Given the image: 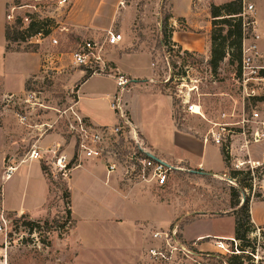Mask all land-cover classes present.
I'll use <instances>...</instances> for the list:
<instances>
[{
    "label": "rangeland",
    "instance_id": "rangeland-1",
    "mask_svg": "<svg viewBox=\"0 0 264 264\" xmlns=\"http://www.w3.org/2000/svg\"><path fill=\"white\" fill-rule=\"evenodd\" d=\"M5 1L0 0V22L6 8ZM75 1H72L70 11L62 19L64 26H57L63 28V31L59 29L57 33L58 45L54 46L49 41L36 45L6 40L7 52L36 54L41 60V71L29 78L22 90L17 89V78L6 75L7 69H20L21 66L18 60L7 62L9 66L4 64L0 32V264H76L77 253L69 249L67 244L68 235L74 226L72 216L67 214L69 207L65 197L70 192L71 174L65 180L45 174L51 195L45 213L36 217L4 213L2 191L7 202L17 203L18 196H12L14 194L10 191L13 181L4 183V180L12 174L8 171L9 167L15 171L21 164H25L14 181L28 170L26 163L33 162L29 160V153L34 147L46 150L61 144L63 150L73 154L75 139L69 129L73 117L71 112L66 116L63 111L77 99V86L80 82L73 79V76L80 70L90 71L87 67L73 66L69 58L70 52L84 41L95 39L104 42L108 33L118 32L121 21L126 19L130 28L127 43L124 48L119 47L108 53L107 69L117 68L116 62L122 60L124 54H137V69H149L156 89L172 98L175 123L185 132L205 138L215 127L214 123L222 120L224 113L235 114L234 118H227V121H232L243 109L249 114L255 106L253 101L244 102L243 89L236 83L239 68L230 56L220 64L215 74L210 67L212 43L210 49L204 51L192 47L183 50L172 44L168 26L172 0ZM234 1L237 0H193V4L200 6V12L209 11V20L212 22L213 6L221 7ZM221 15L219 19L228 18L225 12H221ZM92 21L96 25H91ZM213 28L212 25L210 42ZM218 29H223V36H227L230 27L219 25ZM259 29L261 33L264 32V21ZM234 39L230 38L228 44ZM260 46L264 49V36ZM128 59L126 57L122 62L129 66ZM184 69H193L190 77L198 81L199 90L192 94V100L202 104L204 118L187 113L182 107L180 96L187 89L181 90L177 85ZM263 153L264 140L259 144L239 140L230 156L231 168L227 169L225 175L213 177L202 175L199 171L180 173L173 179L170 188L164 192L156 191L160 195L170 196L178 206L189 211L188 215L174 220L170 227L178 225L183 238L184 226L193 221L195 223L189 226V234H201L199 240L205 243L200 256L193 259L174 258L173 264H264V225L255 226L253 219L251 233L246 240L236 239L240 251L236 256H241V261L234 259L235 255H223L215 246L217 240L230 244L233 243L230 240L235 239V233L231 235L235 228L236 209L232 208L234 191L239 192L242 202L246 197L250 199V212L255 203H264ZM51 157L52 154L47 152L43 159L50 161ZM42 160L40 162L44 165ZM233 171L243 174L234 177ZM248 173L250 176L245 183L249 186L240 188V180ZM75 201L79 202L77 195ZM263 214L260 213V218ZM103 229L100 227L99 234L104 232ZM107 235L115 243L114 234ZM114 243L109 239L110 245ZM110 249L84 252L85 259L82 258L80 264H122V258L125 261L122 256L124 251ZM139 264L157 263L150 259L146 249H142Z\"/></svg>",
    "mask_w": 264,
    "mask_h": 264
},
{
    "label": "crops",
    "instance_id": "crops-1",
    "mask_svg": "<svg viewBox=\"0 0 264 264\" xmlns=\"http://www.w3.org/2000/svg\"><path fill=\"white\" fill-rule=\"evenodd\" d=\"M193 3V0L171 1V16L168 19L170 39L174 46L183 50L192 47L204 51L211 47L210 13L200 12L202 10L200 6ZM254 3L257 8L254 18L258 27H262L264 0H254ZM4 20L5 12L0 22L4 64L9 66L7 62L18 60L21 66L20 69H7L6 75L17 78V89L22 90L26 81L41 71V60L36 54L5 50ZM127 23L126 19L121 21L118 32L123 35V41L118 47L107 49V60L110 57L108 53L119 47L124 48L127 43L130 31ZM91 25H96L95 21H92ZM261 49L264 51L263 48ZM124 57L129 58L127 61H130L131 67L124 64ZM122 60L116 62L117 68L113 69V75L94 74L86 77V72L80 70L73 76V79L80 82L77 86L76 101L81 115L94 126L116 124L118 118L109 105L118 89L114 75H124L131 80L128 91L123 96L128 103L129 115L158 157L191 172L199 171L202 175L213 177L225 175L227 166L221 147L177 127L172 98L156 89L149 69H137L139 60L137 54H124ZM24 165L21 164L4 180V183L13 181L10 191L14 194L12 196H18V200L13 204L7 202L6 195L2 191L3 211L36 217L45 213L51 195L50 184L40 161L26 163L28 170L14 181L16 174ZM180 173L185 171H178L174 178ZM69 186L74 226L68 235L67 244L69 249L77 253L76 264H80L82 258L85 259L84 252L93 249L104 251L109 248L124 251L122 256L125 257V261L122 258V264H139L142 249H147L149 246L151 234L168 229L174 220L189 214L185 207L178 206L170 196L156 192H164L169 186L161 189L149 185L131 184L123 178L121 170L109 173L105 164L95 159H82L81 166L71 172ZM75 195L79 198L78 203L75 201ZM262 205L263 202L255 203L251 208V216L257 227L264 225ZM260 211L263 214L262 218ZM194 223L192 221L184 226L183 238L187 242L196 244L197 249L202 251L205 243L199 240L201 234L190 235L188 232L189 226ZM100 227H104V232L99 234ZM109 233L114 234L115 243L107 235ZM234 233L235 228L231 235ZM109 239L115 245H110Z\"/></svg>",
    "mask_w": 264,
    "mask_h": 264
},
{
    "label": "built area",
    "instance_id": "built-area-1",
    "mask_svg": "<svg viewBox=\"0 0 264 264\" xmlns=\"http://www.w3.org/2000/svg\"><path fill=\"white\" fill-rule=\"evenodd\" d=\"M72 1L6 0L7 31L12 36L14 33L19 35L17 40L14 41L12 37L10 42L41 45L49 41L54 46L58 45L57 33L59 29L63 31V28H57V26H64L62 19L70 11ZM242 1L244 38L241 69L236 83L243 89L244 102L253 101L255 106L249 114L243 109L241 114L232 121H227V118H234L235 114L224 113L222 120L214 123L215 127L204 138L206 142H212L221 148L225 147L230 156L233 155L239 140L244 139L253 144H259L264 140V51L260 46L264 33L260 32L254 18L257 11L254 0ZM64 29L67 30V28ZM122 41L123 35L118 32H109L104 42L95 39L86 40L70 52L71 64L75 67L89 68L92 75H113V69H107L106 51L109 48L118 47ZM191 70L193 69H184L183 76L178 78L177 87L181 90L187 89L180 96L181 104L185 112L204 118L202 104L192 100V94L195 90H199V87L198 81L190 77ZM114 77L118 89L109 107L118 118L116 124L92 125L86 117L81 115L78 103L74 100L72 105L63 111L66 116L71 112L73 117L69 123L70 132L75 139L73 154L63 150L61 144L46 150L34 147L29 153V160L40 161L47 152L51 153L50 161L43 159L50 170L47 176L65 180L70 178L74 169L81 166L82 159H95L103 162L109 173L121 170L123 178L131 184L164 189L169 186L178 171L190 172V170L166 162L151 150L133 123L129 115L128 103L123 97L128 91L131 80L121 74ZM239 166V164L236 165L237 168ZM8 171L13 173L14 168L9 167ZM180 233L178 225L153 232L146 249L150 259L157 264H173L174 258L175 260L178 257L190 259L200 256L199 253L202 251L197 249L196 244L187 242ZM230 242L233 243L227 244L217 240L215 246L223 255L240 254L236 239H231Z\"/></svg>",
    "mask_w": 264,
    "mask_h": 264
},
{
    "label": "trees",
    "instance_id": "trees-1",
    "mask_svg": "<svg viewBox=\"0 0 264 264\" xmlns=\"http://www.w3.org/2000/svg\"><path fill=\"white\" fill-rule=\"evenodd\" d=\"M221 12H225L227 19H219L222 17ZM243 13V1L237 0L231 3H228L221 7H212L211 15L213 17L212 25V37H211V60H210V67L213 73L216 74L217 70L219 69L220 64L230 56L232 58V62L236 61L238 65V74L240 73L241 63H242V43L244 38V18L242 17ZM219 25L229 26L230 30L227 32V36H223V29H218ZM17 33L13 34V40H17L19 37ZM171 37V36H170ZM235 37L234 41H231L228 44L229 39ZM11 33L9 31L6 32V40H11ZM166 45V44H165ZM235 46V48H233ZM91 71H86V77L91 76ZM222 155L224 161L226 163L227 169H230V155L229 152L224 148H221ZM43 171L45 174H49V169L45 165H43ZM233 176L236 177L237 175H242V172L233 171ZM250 173L244 176L240 183L244 182L243 184L239 185L240 188H247L248 177ZM49 178V177H48ZM67 199V206L69 207L67 214L71 216V201H70V192L65 196ZM250 199L246 197L244 201H241V196L238 191H234L232 195V208L235 210V239L244 241L248 237L249 233H251L252 228V217L250 212ZM70 221V220H68ZM48 224V223H47ZM64 225V224H63ZM32 226H35L32 224ZM245 252V250H241ZM244 254V253H243ZM236 260L242 259L241 256L233 257Z\"/></svg>",
    "mask_w": 264,
    "mask_h": 264
}]
</instances>
